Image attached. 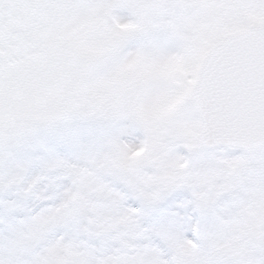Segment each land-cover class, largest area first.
<instances>
[{
    "label": "snow or ice",
    "instance_id": "snow-or-ice-1",
    "mask_svg": "<svg viewBox=\"0 0 264 264\" xmlns=\"http://www.w3.org/2000/svg\"><path fill=\"white\" fill-rule=\"evenodd\" d=\"M0 264H264V0H0Z\"/></svg>",
    "mask_w": 264,
    "mask_h": 264
}]
</instances>
